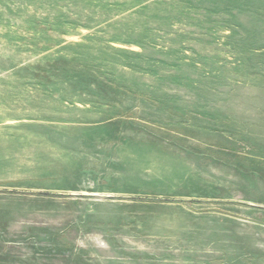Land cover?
Instances as JSON below:
<instances>
[{
    "label": "rangeland",
    "instance_id": "1",
    "mask_svg": "<svg viewBox=\"0 0 264 264\" xmlns=\"http://www.w3.org/2000/svg\"><path fill=\"white\" fill-rule=\"evenodd\" d=\"M0 264H264V0H0Z\"/></svg>",
    "mask_w": 264,
    "mask_h": 264
}]
</instances>
